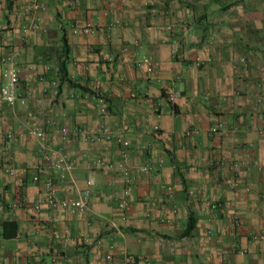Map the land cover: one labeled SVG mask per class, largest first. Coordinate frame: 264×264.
I'll list each match as a JSON object with an SVG mask.
<instances>
[{
    "label": "crops",
    "instance_id": "0c3cea01",
    "mask_svg": "<svg viewBox=\"0 0 264 264\" xmlns=\"http://www.w3.org/2000/svg\"><path fill=\"white\" fill-rule=\"evenodd\" d=\"M30 1L0 0V55L14 50L21 69L18 100L0 99V264H264V0H45L34 13ZM86 22L89 32H72ZM143 54L159 63V82ZM100 123L129 141L131 163L153 166L129 170L126 195L121 170L88 165L116 161L117 143L73 131ZM33 124L77 165L60 174L46 163ZM209 158L240 165L205 168ZM33 173L63 196L93 178L89 210L48 208ZM51 217L85 239L53 238Z\"/></svg>",
    "mask_w": 264,
    "mask_h": 264
},
{
    "label": "built area",
    "instance_id": "2783aa9c",
    "mask_svg": "<svg viewBox=\"0 0 264 264\" xmlns=\"http://www.w3.org/2000/svg\"><path fill=\"white\" fill-rule=\"evenodd\" d=\"M46 9V2L45 0H31L29 4V10L34 13L36 11H42ZM176 25L175 21H171L167 24V29H171ZM91 22H86L83 26L77 27L73 26L71 28L72 32L81 31L83 33H87L91 29ZM29 27H25L24 31L28 30ZM127 47L125 46V49ZM16 52L14 50H10L6 54L0 55V70L2 78L4 81L0 84V99L6 102L9 105H13L17 100L18 96L16 93V85L19 83L21 69L19 68L18 64L16 63ZM138 63L143 67L145 73L155 82H159L162 76L161 67L157 60L151 58L150 56L143 54L139 57ZM197 65L200 64V61L195 62ZM43 79L42 77H40ZM50 86L52 87V92L55 94L58 88V80L51 79ZM25 91L27 94H30L32 91L27 85H25ZM180 91L174 89L169 91L166 94V99L169 102L175 100L176 97H179ZM20 100L23 102L24 97H20ZM100 111L104 112V107L100 105ZM211 131H214L216 127H211ZM264 129V128H263ZM152 132H158L159 127L158 125L154 124L151 126ZM74 133L84 139H88L89 137L99 140L101 138L112 139L118 145V159L116 161H105L100 157L94 158L89 162L90 167H96L104 170H112L114 168H118L121 170L124 180L123 186V193L126 195L130 189L131 185V177L129 175V170H133L138 173H148L152 170L153 166L148 163L143 164H135L131 163L128 159L129 157V141L119 134L113 133V131L105 124L100 123L96 125L91 130H83L77 128L73 130ZM192 130L186 129L181 131L180 135L185 136L189 134ZM26 132L29 135H32L36 138L39 148L41 150L42 158L46 163H48L53 169L58 171L60 174H64L65 172L74 168L77 165L78 160L77 158L71 157L66 152L61 151L55 148L52 144L48 142L47 134L43 128H41L37 124L30 125L26 128ZM61 133L64 135L66 133V127L63 126L61 128ZM12 131L8 130L4 137L10 138L12 137ZM226 164L231 169H236L240 162L236 159L228 160L226 163L221 161H217L216 158H209L205 161V168H220L222 165ZM7 173L12 174L14 173V168L10 166H6L4 169ZM32 182H40L41 187L44 191V204L48 208H62L67 210L72 215L83 214L86 213L91 205V195L92 189L95 185V181L93 178H87L85 181V186L78 191L75 196H63L58 193V188L53 181L50 179H40L39 174L33 173L30 176ZM233 186H236V182H233ZM172 186H167V192H171ZM248 190V187H246ZM42 202V203H43ZM23 204V198L19 195L16 196L15 200L11 202V206L17 207ZM128 202L125 197L118 200V207L122 211V218L124 220L128 219L129 212H128ZM41 205L40 203H36V208H39ZM211 206H215V204H211ZM51 223L53 228L51 230L52 237L56 239H85V235L83 232H77L76 235L70 236L67 229H58L56 223L58 219L56 217H51ZM239 225V220L235 217H232V227L235 230ZM106 257L111 259V254H107ZM128 264H135V263H128ZM226 264V263H222Z\"/></svg>",
    "mask_w": 264,
    "mask_h": 264
},
{
    "label": "trees",
    "instance_id": "16d2710c",
    "mask_svg": "<svg viewBox=\"0 0 264 264\" xmlns=\"http://www.w3.org/2000/svg\"><path fill=\"white\" fill-rule=\"evenodd\" d=\"M66 50H67L66 46H64V52H66ZM59 69L63 70V72H64V64L62 61L59 63ZM3 235L6 236V233L4 232ZM134 262H135V260H134Z\"/></svg>",
    "mask_w": 264,
    "mask_h": 264
}]
</instances>
